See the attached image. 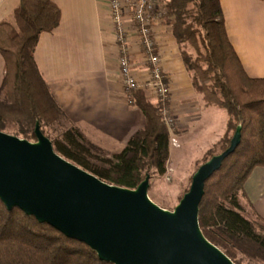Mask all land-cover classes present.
Returning a JSON list of instances; mask_svg holds the SVG:
<instances>
[{"label": "trees", "instance_id": "1", "mask_svg": "<svg viewBox=\"0 0 264 264\" xmlns=\"http://www.w3.org/2000/svg\"><path fill=\"white\" fill-rule=\"evenodd\" d=\"M163 9L162 20L181 48L195 90L208 105L227 113L226 132L218 143L220 153L229 148L240 128L239 146L205 184L200 229L235 264H242L244 257L240 255L264 261V220L257 215L247 218L240 203L248 176L264 167V78H251L246 73L228 37L219 0H164ZM61 16L53 0H20L13 21L0 23V54L5 62L0 131L15 123L24 139L36 140L38 123L44 135L52 139L49 127L59 122L63 113L34 54L41 35L58 28ZM183 45L195 50V58ZM154 47V54L160 55L157 42ZM147 95L144 90L130 94L131 105L143 112L146 123L121 152L110 158L95 157L92 151H100L87 146L74 129L51 140L55 151L102 181L123 188L136 189L148 175L150 180L154 174L164 175L175 131L162 119L161 106ZM9 114H13L12 119ZM213 150L206 153L203 163L217 155ZM92 159L99 163H91ZM0 264L112 263L101 261L88 245L19 208L9 210L0 200Z\"/></svg>", "mask_w": 264, "mask_h": 264}, {"label": "crops", "instance_id": "2", "mask_svg": "<svg viewBox=\"0 0 264 264\" xmlns=\"http://www.w3.org/2000/svg\"><path fill=\"white\" fill-rule=\"evenodd\" d=\"M53 1L62 13L60 25L52 33L41 35L34 57L62 110L60 123L66 131L79 132L91 149L108 155L119 153L146 120L143 112L128 102L123 89L118 68L120 49L108 0ZM219 1L228 37L246 73L251 78H264V0ZM19 4L20 0H0V23L13 21ZM154 35L170 84L174 136L202 158L224 136L228 116L223 136L216 134L215 125L223 109L208 105L195 90L180 46L163 20L155 25ZM129 44L133 69L145 81L148 65L136 34H130ZM4 75L5 62L0 54V87ZM147 94L155 104L153 96ZM240 203L264 220V167L248 176Z\"/></svg>", "mask_w": 264, "mask_h": 264}, {"label": "water", "instance_id": "3", "mask_svg": "<svg viewBox=\"0 0 264 264\" xmlns=\"http://www.w3.org/2000/svg\"><path fill=\"white\" fill-rule=\"evenodd\" d=\"M34 142L0 131V200L19 208L112 264H235L203 235L205 184L241 141L199 166L174 211L148 196L150 176L136 189L108 184L59 155L40 125Z\"/></svg>", "mask_w": 264, "mask_h": 264}, {"label": "built area", "instance_id": "4", "mask_svg": "<svg viewBox=\"0 0 264 264\" xmlns=\"http://www.w3.org/2000/svg\"><path fill=\"white\" fill-rule=\"evenodd\" d=\"M164 0H108L112 21L115 26L116 42L120 49L118 59L119 75L128 102L131 104L130 94L144 90L159 104L160 114L171 131H175V119L171 114V91L168 76L162 65L160 55L154 54V27L162 20ZM137 35L143 49L145 63L148 65L149 75L141 81L136 75L130 61L129 36ZM173 146H177L172 138Z\"/></svg>", "mask_w": 264, "mask_h": 264}, {"label": "rangeland", "instance_id": "5", "mask_svg": "<svg viewBox=\"0 0 264 264\" xmlns=\"http://www.w3.org/2000/svg\"><path fill=\"white\" fill-rule=\"evenodd\" d=\"M183 48L190 55H192L193 58H195L196 52L191 46L183 45ZM3 111L6 112V110L4 109ZM221 113H222L221 119H219L215 125L216 127L215 133L223 136L225 131V120L227 118V115L224 110ZM12 117L13 114H9V118L12 119ZM60 121L51 124L49 127V132L51 133V138H52L51 140H54L55 138H61L64 132L66 131L64 126H62V123H60ZM175 126H176V121H175ZM2 132L13 136H17L20 139H24L23 135L19 132V127L15 123L8 125V128ZM173 138H175L177 142V146H173L171 140L170 157L167 163V171L164 175L154 174L152 176L150 180V188L148 191V196L154 203H156L161 208L171 212L174 211V209L178 206L180 199L190 188L191 177L195 174L199 166L203 163L205 157L203 156L201 158L200 154L197 155L196 151L195 154H192V152L195 149H192V147L190 148L184 147V145H182L178 140V137L173 136ZM34 141H35L34 139L30 140V142H34ZM221 147H222L221 145L220 146L217 145L212 147L211 149H214L213 150L214 154H218L221 152ZM92 153L95 157H99V158L112 157V154L108 155L106 153L103 154L97 151H92ZM89 161H91V163L98 162L97 160L95 161L94 159ZM249 211H250L249 209L247 210L244 209L243 214L247 218H252L253 215ZM242 257H244L242 264H264V261L260 258H252V257L240 255V258Z\"/></svg>", "mask_w": 264, "mask_h": 264}]
</instances>
